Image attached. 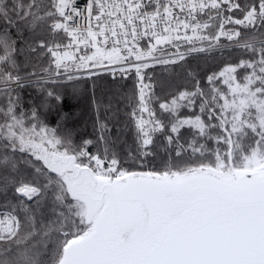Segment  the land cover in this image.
<instances>
[{
  "label": "snow or ice",
  "instance_id": "1",
  "mask_svg": "<svg viewBox=\"0 0 264 264\" xmlns=\"http://www.w3.org/2000/svg\"><path fill=\"white\" fill-rule=\"evenodd\" d=\"M0 264H264V0H0Z\"/></svg>",
  "mask_w": 264,
  "mask_h": 264
},
{
  "label": "trees",
  "instance_id": "2",
  "mask_svg": "<svg viewBox=\"0 0 264 264\" xmlns=\"http://www.w3.org/2000/svg\"><path fill=\"white\" fill-rule=\"evenodd\" d=\"M70 103H71V101H70Z\"/></svg>",
  "mask_w": 264,
  "mask_h": 264
}]
</instances>
